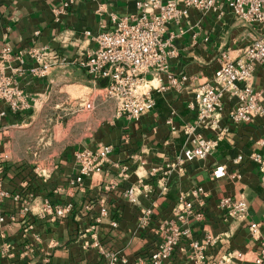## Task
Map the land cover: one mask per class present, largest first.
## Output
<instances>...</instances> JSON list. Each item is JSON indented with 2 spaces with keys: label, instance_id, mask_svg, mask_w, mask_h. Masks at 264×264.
<instances>
[{
  "label": "crops",
  "instance_id": "crops-1",
  "mask_svg": "<svg viewBox=\"0 0 264 264\" xmlns=\"http://www.w3.org/2000/svg\"><path fill=\"white\" fill-rule=\"evenodd\" d=\"M135 3L0 0V51L6 45L10 48L4 62L5 74L33 102L31 110L21 113L10 111L0 102V182L7 192L0 199V216L4 217L0 248L7 242L18 252L27 243L35 245L25 257L0 256V264H108L103 251L126 259V263L117 264H138L160 242L158 228L163 220L173 219L171 211L179 195L198 186L206 193L201 197L202 206L197 199L194 201V211L201 212L202 218H189V236L180 238L166 264H191L190 240L201 241L206 235L220 237L205 248L206 264L229 250L243 253L242 264H251L258 255L260 241L251 238L248 226L259 223V235L264 237V182L248 155L259 150L255 141L264 135V114L252 122L230 123L226 113L233 102L224 100L220 124H227L229 130L210 155L185 162L182 171H172L165 191L158 187L159 175L147 174L150 166L173 161L183 148L182 127L195 120L189 105L196 88L211 79L223 53L231 59L241 56L242 49L258 36L257 26L235 18L227 7L221 17L190 9L187 18L169 23L164 38L173 36L177 50L176 57L169 60V70L179 82L172 86L166 77L153 80L157 88L152 91L155 106L138 120L116 117L110 100L95 105L87 120L81 114L86 110L78 105L89 94L100 91L106 80L94 82L73 63L53 66L40 75L36 73L37 63L25 54L32 48L47 47L70 60L78 58L93 50L94 35L112 27L110 14L129 17L137 12ZM182 76L185 81L180 80ZM254 87L263 93L264 101V73L260 67ZM108 144L113 150L101 171L84 176L82 189L71 187L68 180L77 172L74 151L96 150ZM238 155L242 158L235 162ZM216 167H223V176H213ZM144 174L149 192L140 194L138 204H132L124 190L137 184ZM223 197L244 199V219L225 218L218 206ZM46 199L71 203L72 209L55 221L39 218L37 212ZM25 204L28 211L23 214ZM101 205L107 215L92 230ZM146 206L152 208V220L141 229L138 218ZM22 219L31 224L28 231ZM92 233L99 246L94 245Z\"/></svg>",
  "mask_w": 264,
  "mask_h": 264
},
{
  "label": "built area",
  "instance_id": "built-area-1",
  "mask_svg": "<svg viewBox=\"0 0 264 264\" xmlns=\"http://www.w3.org/2000/svg\"><path fill=\"white\" fill-rule=\"evenodd\" d=\"M135 5L137 12L129 17L110 14L112 27L94 35L93 50L78 58L70 60L47 47L32 48L25 54L37 63L36 73L40 75H45L53 66L73 63L85 70L94 82L106 80V84L100 90L102 100H110L114 103L116 117L138 120L144 112L155 106L152 91L157 88L152 84L153 80H162L166 77L169 85L172 86H177L179 82L169 70V60L177 55L173 36L164 38L169 23H179L187 18L190 9L221 17L224 14V7H227L235 18L255 25L259 30L258 36L242 49L240 57L231 59L223 53L211 79L196 88L194 99L189 105L194 110L195 120L182 127L185 143L174 160L164 165L155 164L149 167L148 176L159 175L158 187L160 191H165L172 171H182L185 162L203 159L210 155L228 132L229 126L220 124L224 100L233 102L226 113L230 123L252 122L264 114L263 93L254 87V77L258 67L262 68L264 73V0H182L181 3L176 0H136ZM9 51L7 45L0 51V102L5 103L14 113L27 112L33 107L31 97L12 77L5 74L4 62ZM148 75L151 77H147ZM180 80L185 81L186 77L182 76ZM78 108L91 111L94 109V103L86 98L81 100ZM206 132H209V135ZM255 145L259 150L249 153L248 158L257 166L261 180L264 182V135L256 139ZM112 150V145L108 144L101 145L96 150L74 151L77 172L68 180L69 185L82 189L84 176L100 172ZM241 158L242 156L238 155L234 161L239 162ZM122 172V175H125V168H122ZM224 173L223 167H216L213 176L218 178ZM145 176L146 174L139 176L137 184L124 190L125 197L132 204H138L140 194L146 195L149 192V185L144 181ZM6 194L0 182V199ZM205 194L203 188L198 186L190 192L179 195L172 207L173 219L163 220L158 228L160 242L148 258L138 260V264H166L170 261L180 238L189 236V229L186 226L189 218L196 220L202 218L201 212L194 211V201L197 199L202 206L201 197ZM15 198H19V195H15ZM218 206L229 220L240 221L246 216L247 207L242 197H223L218 201ZM71 209V203H53L46 199L42 202L37 216L49 217L55 221L57 218L65 217ZM27 211L28 207L25 204L22 212L26 214ZM152 214V208L142 207L138 218L141 229L148 227ZM106 215L107 209L101 205L97 216L94 217L96 223L91 229L94 230L95 225ZM3 221L4 217L0 216V225ZM22 223L26 225V231L32 227L26 219H22ZM259 226V223H251L248 226L251 238L260 241L258 255L251 264H264V237L259 235ZM92 236L95 237V233H92ZM95 239L96 237L94 245L99 246ZM219 239L217 235H206L201 241L190 240L189 262L206 264L205 248L215 244ZM35 240L38 238L36 237ZM34 250L33 242L27 243L18 252L6 242L0 248V256L6 259L14 258L16 255L25 257ZM102 253L108 258V264L126 263V259L115 252ZM242 262V252L229 250L212 264H242Z\"/></svg>",
  "mask_w": 264,
  "mask_h": 264
},
{
  "label": "rangeland",
  "instance_id": "rangeland-1",
  "mask_svg": "<svg viewBox=\"0 0 264 264\" xmlns=\"http://www.w3.org/2000/svg\"><path fill=\"white\" fill-rule=\"evenodd\" d=\"M88 89L84 88L83 92L87 93ZM88 98L94 103V107L99 105V102L103 99L101 97V92L96 91L95 94H89ZM94 112V109L91 111H83L81 112L82 116H84L87 120L90 116H92V113Z\"/></svg>",
  "mask_w": 264,
  "mask_h": 264
}]
</instances>
